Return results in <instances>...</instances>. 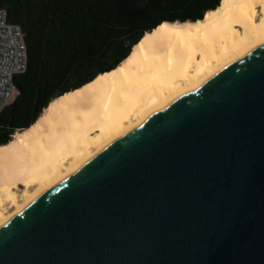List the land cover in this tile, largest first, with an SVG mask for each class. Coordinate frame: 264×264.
<instances>
[{"label": "water", "instance_id": "95a60500", "mask_svg": "<svg viewBox=\"0 0 264 264\" xmlns=\"http://www.w3.org/2000/svg\"><path fill=\"white\" fill-rule=\"evenodd\" d=\"M0 264H264V43L9 219Z\"/></svg>", "mask_w": 264, "mask_h": 264}, {"label": "bare ground", "instance_id": "6f19581e", "mask_svg": "<svg viewBox=\"0 0 264 264\" xmlns=\"http://www.w3.org/2000/svg\"><path fill=\"white\" fill-rule=\"evenodd\" d=\"M262 43L264 0H222L202 19L165 21L147 32L117 67L53 99L30 127L0 145V227L146 118Z\"/></svg>", "mask_w": 264, "mask_h": 264}, {"label": "trees", "instance_id": "16d2710c", "mask_svg": "<svg viewBox=\"0 0 264 264\" xmlns=\"http://www.w3.org/2000/svg\"><path fill=\"white\" fill-rule=\"evenodd\" d=\"M222 0H0L26 34L20 93L0 113V145L30 127L49 103L117 67L165 21L202 19Z\"/></svg>", "mask_w": 264, "mask_h": 264}, {"label": "built area", "instance_id": "2783aa9c", "mask_svg": "<svg viewBox=\"0 0 264 264\" xmlns=\"http://www.w3.org/2000/svg\"><path fill=\"white\" fill-rule=\"evenodd\" d=\"M29 64L26 34L19 24L12 23L6 9L0 10V113L20 93L17 77Z\"/></svg>", "mask_w": 264, "mask_h": 264}, {"label": "rangeland", "instance_id": "374dc122", "mask_svg": "<svg viewBox=\"0 0 264 264\" xmlns=\"http://www.w3.org/2000/svg\"><path fill=\"white\" fill-rule=\"evenodd\" d=\"M23 189H24L23 186H22L21 188H19V190H18L19 194H21V193L23 192ZM13 209H14V207L8 205V211H9V212L13 211Z\"/></svg>", "mask_w": 264, "mask_h": 264}]
</instances>
